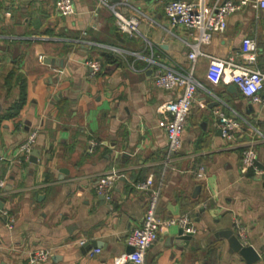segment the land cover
Returning <instances> with one entry per match:
<instances>
[{
    "label": "crops",
    "instance_id": "crops-1",
    "mask_svg": "<svg viewBox=\"0 0 264 264\" xmlns=\"http://www.w3.org/2000/svg\"><path fill=\"white\" fill-rule=\"evenodd\" d=\"M167 1H134L143 14L137 36L117 29L97 0H72L70 15L57 0L0 1V264H118L148 201L135 184L149 175L160 183L157 216L185 214L195 231L178 242L180 226L164 224L144 264H264V106L231 83H211L208 59L199 57L194 76L202 86L180 148L168 150L158 107L179 90L153 84L150 59L188 68L183 39H190L185 27L169 24ZM245 35L256 40L263 68L264 22L250 5L229 16L202 49L239 59ZM95 57L101 69L92 74L86 61ZM215 110L244 119L234 143L222 136ZM33 128L37 156L24 159L18 147ZM247 141L254 142L261 173L242 165ZM111 168L120 176L102 200L95 182ZM228 230L251 248L249 255L215 235ZM96 240L100 246H91ZM37 251L47 256L35 259Z\"/></svg>",
    "mask_w": 264,
    "mask_h": 264
},
{
    "label": "built area",
    "instance_id": "built-area-1",
    "mask_svg": "<svg viewBox=\"0 0 264 264\" xmlns=\"http://www.w3.org/2000/svg\"><path fill=\"white\" fill-rule=\"evenodd\" d=\"M2 1V0H0ZM135 0H97L100 7L107 8L114 16L117 29L126 32L129 36L140 34L139 23L141 12L134 4ZM250 5L254 8L255 18L264 22V0H215L213 4H207V0H168L164 6V14L172 26L182 25L188 30L187 38L183 43L188 47L187 58L190 66L179 69L173 63H155L152 73L153 84L164 90H179L174 98L166 100L158 107L161 115L159 125L164 129L169 151H177L182 143V131L189 114L196 90L201 83L194 76V68L199 57L208 59L206 70L207 79L218 84L220 81L231 83L251 103L264 106V66L260 68L257 64L258 46L254 38L243 36L240 43V58L233 55L221 57L208 54L202 46L208 44L213 36L222 33L227 25L229 16ZM57 7L64 15L74 13L72 0H57ZM45 55L39 54L38 60L44 61ZM92 74L101 69V59L91 58L86 61ZM217 125L222 136L229 142L234 143L242 136L244 119L238 115L227 116L220 110H215ZM39 134L38 128H33L19 145V155L27 159L34 149L36 138ZM253 141H247L241 153V162L245 168H254L261 173L262 170L256 166L257 152ZM198 177L203 176V167L196 173ZM120 176L119 170L111 168L101 173L95 182L96 192L106 199L111 197V189ZM3 181H0V188ZM160 183L154 186V178L149 175L146 179L135 184L137 190L147 192L148 201L143 214L141 225L133 230L127 237V244L132 247L129 252L121 254L118 264H144L147 249L158 237V232L164 224H178L184 233L195 231V227L189 216L183 214L161 220L156 214V205L160 192ZM153 187V188H152ZM7 214V210H2ZM14 217L9 216L7 225L10 227ZM239 223L236 222V226ZM242 229L240 226H238ZM241 231V230H240ZM83 242V241H82ZM100 252L99 248L90 251V254ZM45 251L35 252V259L46 257Z\"/></svg>",
    "mask_w": 264,
    "mask_h": 264
},
{
    "label": "water",
    "instance_id": "water-1",
    "mask_svg": "<svg viewBox=\"0 0 264 264\" xmlns=\"http://www.w3.org/2000/svg\"><path fill=\"white\" fill-rule=\"evenodd\" d=\"M230 88L235 89V86L233 84H231ZM1 111H2V101L0 100V112ZM31 156L34 157L33 159L35 160V156H37V150H33L31 153ZM99 198L103 200L104 196L99 195ZM4 202H5V198L0 197V209L3 208ZM215 235L216 236L221 235V236L227 238L229 245L233 251L240 252L241 254H243L245 256H247L251 253V248L249 246H243L242 243L240 242L239 238L235 234H233V232L228 230V231L216 233ZM191 237H192V233H190V232L184 233L183 230L180 229L178 236H176V239L179 242L182 240H189ZM100 244H101V242L97 241V240L91 242V246H93V247H98V246H100ZM131 250H132V247H130V249L127 252H129Z\"/></svg>",
    "mask_w": 264,
    "mask_h": 264
}]
</instances>
